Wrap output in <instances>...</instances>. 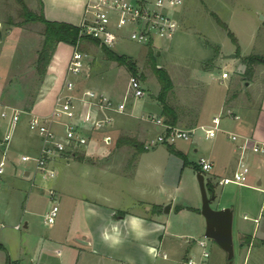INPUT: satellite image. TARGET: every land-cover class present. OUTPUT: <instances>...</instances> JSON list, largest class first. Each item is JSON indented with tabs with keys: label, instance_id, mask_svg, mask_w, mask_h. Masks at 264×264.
I'll return each mask as SVG.
<instances>
[{
	"label": "rangeland",
	"instance_id": "rangeland-1",
	"mask_svg": "<svg viewBox=\"0 0 264 264\" xmlns=\"http://www.w3.org/2000/svg\"><path fill=\"white\" fill-rule=\"evenodd\" d=\"M22 5L35 14H43L41 0H0V103L30 113L28 109H33L43 96L53 94V88L47 91L46 80L50 78L49 72L53 74L56 71V78L58 73L53 68V55L45 78L42 80L38 76L36 61L43 43L44 28L39 23L24 22ZM177 19L178 29L172 39L156 38L151 45L124 40L109 49L119 56L133 59L137 65V74L130 73L124 66L109 60L100 45L90 42L76 47L66 45L69 47L66 49L69 54L68 63L72 54L78 51L85 56L88 66L81 75L69 76L76 85L77 95H81L85 90H93L114 96L119 101L125 100L126 113L132 114V117L117 114L112 124L123 120L124 125L131 129L135 122L146 125L150 128L148 142L157 140L159 126L154 121L161 119V106L157 100L161 84L156 69L166 72L172 82L167 103L179 116V129L184 130L183 128L191 126L196 119H209L217 113L218 106L215 102L218 98L221 100L224 97L229 101L237 99L242 108L254 107L259 110L262 105L264 0H185ZM218 20L235 36L237 45L232 42ZM233 55L236 57L231 58ZM250 56L258 57L259 61L250 66L252 73L246 74L244 59ZM224 73L228 75L227 78H222ZM132 77L141 81L144 95L140 99L129 95V81ZM67 78L66 67L64 77L58 82L62 84L61 90ZM58 80L59 78L56 82ZM224 114L233 115L230 110H224ZM28 119L27 114H22L20 122L12 131L7 122L0 123V141L5 134H12L11 146L6 156L5 174L0 176V234L4 246V249H0V264H61L65 258L60 244L61 237L67 229L74 226L77 197L87 203H96L99 201L98 197L104 195L113 200L117 209H126L135 205L133 202L138 200L135 192L140 191L146 193L143 195L150 202L173 205L170 214L166 216L170 221V230L164 237L162 250L167 259L160 258L156 264H185L187 256L197 263L219 264L223 259L225 264H229L227 254L213 240L206 239L204 235L198 236L197 232L195 234L191 229L190 220L193 218H200L202 227L205 229L206 226L201 215L202 195L197 172L184 165L176 169L175 160L169 157L167 146L158 143L140 154L137 165L141 169V175L136 182L124 176L105 179L100 167L92 166L101 161L99 157L103 159V156L93 152V148L103 147L99 141L100 133L97 132L94 133L89 148L86 147L89 143L77 147L70 156V163L81 173L79 179L68 183L67 162L55 158L52 166L56 171V178L40 184L41 178H33L34 163L21 162L23 155L38 156L41 147L38 136L29 130ZM52 129L59 135L65 133L59 124H53ZM122 137L130 138L144 148L148 143H140L125 133L119 135L113 144L111 141L104 160L112 159L113 162L129 166L135 161L137 149L133 146L118 148L116 142ZM189 144L188 141H179L175 145L177 147ZM210 144L211 141H206L202 136L201 147H209ZM198 156L200 151L196 158L191 153L188 160L195 162ZM175 158L184 161L178 156ZM21 167L32 170L31 178L25 179L20 175ZM174 167L175 176L171 177L169 182L178 185L179 189L162 187V182L167 183L168 173ZM164 171L167 173L165 179ZM124 172L130 173L127 169ZM224 176L232 178L233 170L228 169ZM49 185L55 191L54 197L49 194ZM67 193L72 194L75 200L66 197L69 196ZM215 195L216 201H212L210 205L213 210L223 205L233 210L232 264H242L237 240L238 228L242 224L250 226V223L243 221L245 212L242 204L245 200L257 201L258 195L233 184L216 185ZM208 196L211 197L209 191ZM183 205L199 209V215L190 211L181 215L184 221L189 223L187 226L180 222L179 218L182 217L176 215V208ZM54 206L58 208V215L54 224L49 226L45 223V217ZM26 222L29 223L28 229L24 228ZM16 226H20V229L16 230ZM191 230L192 234H188ZM200 240L206 241L210 258L202 257V249L198 246ZM43 247L48 250L43 252ZM55 250L61 251V255H56ZM247 264H254L253 258Z\"/></svg>",
	"mask_w": 264,
	"mask_h": 264
},
{
	"label": "crops",
	"instance_id": "crops-1",
	"mask_svg": "<svg viewBox=\"0 0 264 264\" xmlns=\"http://www.w3.org/2000/svg\"><path fill=\"white\" fill-rule=\"evenodd\" d=\"M41 1H43V15L45 19L48 21L63 22L74 26H79L81 23L87 2V0ZM68 48L69 47L65 44L58 45L54 54L53 68L57 70V78H59V80L56 82V71L53 74L49 72L48 76L50 78L46 80V88H48L47 91L53 88V94L45 95L37 101L33 109L28 113V117H30L31 114L46 117L53 111L55 99L62 87V84H58V82L60 81V78L64 77L69 60V54H67L66 50ZM111 97L115 99L114 96ZM215 104L218 106L216 107L217 113L213 114L209 119H196L191 126L183 128L184 130H193L200 126H211L212 119L220 117L221 131L218 133L217 137L212 140H206L204 138L206 141H211L210 146L205 148L201 147L203 134L201 131L197 130L193 138L188 141L190 143L189 145H179L177 147L176 145L171 146L176 154L172 153L168 148L169 157L175 160L176 169L181 165H184V161L175 157L178 156L182 159H186L188 165L184 166L190 169L193 168L197 172V175L199 173L195 168H199V158H206L213 163L212 171L204 176L205 184L206 182L210 183L214 188V195H211V197L214 196L212 201H216V185H237L235 183H228L225 185L219 184L223 179H230L229 177L224 176L228 169L233 170L234 173L238 168L240 159L249 165L250 173L245 184L237 186L256 193L258 199L257 201H243L242 209L245 212L243 221L250 223V226L242 224L238 228L237 240L241 251L242 264H247L252 258L254 264H264V215L260 216L262 205L261 188L264 180L262 171L263 163L249 151L244 152L241 157V151L238 149L239 143H234L229 138L230 134H234L240 137H250L257 142L264 143V95L259 110L254 109V107L242 108L239 106L237 99L229 101L224 97L221 100L218 98ZM224 110H230L233 115L224 114ZM159 113L160 118L165 121V117L162 116V108H160ZM127 115L132 117V114L127 113L126 116ZM233 116H237L239 119L236 120ZM140 120L142 121L141 118ZM179 122L180 119L178 116L177 124ZM177 124L175 127H177ZM133 126V129H131L124 125L123 120H120L100 132L101 137L99 141H101L103 147L98 149H95V147L93 148V152L95 151L98 156H103V159L102 157H99V160L101 159V161L96 162L92 166L97 168L100 167L103 172L102 174L106 177L105 179H116L118 176H124L130 177L132 178V181L136 182L140 177L141 169L139 168V165H137L140 154L137 155L134 163L129 166L113 162L112 159L104 160V158H106L105 155L107 150L110 149V145L103 143L105 137H110L112 141L111 144H113V141H116L119 135L125 133V135L127 134L132 138H136L140 143H149L148 136H150V128L146 125L142 126L139 122H135ZM158 131L159 135L163 133V129L160 127L158 128ZM198 133L201 135L197 136ZM90 144L91 143L86 147L89 148ZM92 146L93 145H91V147ZM165 146L169 147L168 145ZM199 151L200 156H198L195 162L188 160L191 153L196 158ZM70 156L71 154H67L60 158L67 162L66 177L68 183L74 182V179H79L81 177L79 170L74 168L73 164L70 163ZM126 169L129 170V174L124 172ZM31 173L32 170L30 171L26 167L20 168V175L25 179L31 178ZM166 175L167 173L164 171V179ZM250 175H252V178H250ZM173 176H175V167L173 170L169 171L167 183L163 181L162 187L168 186L169 188L174 187L176 190L179 189L178 185H173L169 182ZM43 181L44 180H42L40 184H43ZM51 190L53 189L51 188ZM143 194L146 193L144 191L135 192V197L138 199L137 202H133L135 205L126 209H117V206L113 205V200L104 195H100L97 199L99 201H96V203H87L80 197H77L76 206L74 207V226L67 229L61 237L60 244L65 253V258L61 261V264H156L157 260L160 258L166 260V253H162L164 237L170 230V221L166 216L170 214L173 205L150 202L145 199ZM67 195L69 196L66 197L75 200L72 194L67 193ZM212 201L210 202V205ZM180 207H182V209L176 211L178 212L176 215L182 217L179 219L184 226L189 224L186 223L183 216H181L184 215L186 211H190L194 215H199V209L197 207H188L186 205ZM224 208H229V206L223 205L218 207L217 210ZM231 211L233 213L232 209ZM256 220H258V222H255ZM190 221H192L191 229L195 231V234L197 232L198 236L205 235L204 232L206 231V226L205 229L202 227L200 218H193ZM28 227L29 223L26 222L24 228L28 229ZM105 231H107L109 236L118 239L120 243L113 245L111 240L107 242L103 240L102 236ZM190 232L191 233L188 232V234H192V230ZM245 238L246 243L243 244ZM183 239L187 240L186 238ZM2 240L3 237L0 234V249H4ZM254 241L259 243L255 244ZM47 250V247L42 248L43 252H46ZM55 252L56 255H61V251L55 250ZM164 255H166V258H164ZM208 258H210V255ZM187 259L192 260L188 256L186 260ZM185 264H187V262ZM193 264L205 263H197L193 261ZM219 264H225L223 259Z\"/></svg>",
	"mask_w": 264,
	"mask_h": 264
},
{
	"label": "built area",
	"instance_id": "built-area-1",
	"mask_svg": "<svg viewBox=\"0 0 264 264\" xmlns=\"http://www.w3.org/2000/svg\"><path fill=\"white\" fill-rule=\"evenodd\" d=\"M184 2L185 0H87L79 24L80 36L97 41L100 46L108 49L114 48L124 40L143 45H151L156 38L169 40L177 32V15ZM87 68L85 56L78 51L74 52L67 66L68 78L55 99L51 114L46 117L31 114L28 119L29 130L35 133L41 142L38 156L21 157L22 163H34L33 178L39 177L44 181L55 179L57 174L52 166L55 158L72 154L77 147L86 146L92 140L94 133H100L112 125L115 115L127 114L125 100L119 101L93 90H85L81 95H77L76 85L69 76L77 77ZM227 77L226 73L222 75V78ZM129 95L134 99H140L144 95L141 81L135 77L129 81ZM22 114L28 115L0 103V123L7 122L11 131L20 122ZM233 118L239 119L237 116ZM154 123L163 129V133L157 137V140H152L145 146L147 150L158 143L175 145L179 141H190L197 130L202 132L206 140L216 138L221 131L220 117L213 118L211 126H200L193 130L179 129L161 119H156ZM53 124L61 125L65 133L59 135L54 132ZM229 138L232 142L239 143L241 157L244 152L249 151L263 163L264 176V143L234 134H230ZM11 141V133L5 134L0 141V176L5 174L6 156ZM103 141L109 145L111 138L105 137ZM198 165L204 176L213 169V163L206 158H200ZM249 173V165L240 159L232 178L223 179L219 184L244 185ZM262 183L260 216L264 214V180ZM49 194L51 197L55 196V192L51 189ZM57 215L58 208L54 206L46 215L45 223L53 225ZM15 228L19 230L20 226ZM198 246L202 249V257L208 258L210 254L206 250V241H198ZM187 264H193V261L187 259Z\"/></svg>",
	"mask_w": 264,
	"mask_h": 264
},
{
	"label": "trees",
	"instance_id": "trees-1",
	"mask_svg": "<svg viewBox=\"0 0 264 264\" xmlns=\"http://www.w3.org/2000/svg\"><path fill=\"white\" fill-rule=\"evenodd\" d=\"M22 16L24 18L25 23H39L43 26V43L41 50L38 53V58L36 61V70L38 73V76L40 79H44L45 75L47 73V68L51 62V59L53 55L56 52V49L58 45L65 44L72 47H76L78 44L81 45L84 42H90L93 44L100 45L97 41L91 40L89 38H85L80 36V27L74 26L71 24L63 23V22H54V21H48L45 19L44 15L42 13L35 14L31 12L26 6L22 5ZM218 23L224 28L228 36L231 38L232 42L237 45V40L235 36L228 30V27L222 23L220 20H218ZM103 47V46H102ZM104 53L106 57L113 61L118 63L121 66H124L130 73L137 74V65L135 61L131 58H127L125 56H119L115 54L114 52L110 51L108 48L103 47ZM151 54V53H150ZM259 61L258 57L250 56L244 59V63L246 64V74H251L252 71L250 69V66L254 63H257ZM156 75L159 79V82L161 84V90L157 97L158 102L160 103V106L162 108V116L165 117V122L171 126H176L178 121V115L175 109L171 108L167 103V95L172 89V82L168 76V74L161 69H156ZM32 110V107L28 109V112ZM116 146L118 148L122 146H133L137 149V154L134 157V160L136 159L137 155L146 152L145 148L139 145L136 141L122 137L117 140ZM169 150L176 154L174 149L171 147V145H168ZM178 154V153H177ZM184 160V165H188L187 160ZM198 173H201L200 168H195ZM209 193L211 195H214V188L211 186L210 183H207L206 185ZM182 207H177L176 211H180ZM246 243V238L243 241V244ZM229 263V261H228Z\"/></svg>",
	"mask_w": 264,
	"mask_h": 264
},
{
	"label": "water",
	"instance_id": "water-1",
	"mask_svg": "<svg viewBox=\"0 0 264 264\" xmlns=\"http://www.w3.org/2000/svg\"><path fill=\"white\" fill-rule=\"evenodd\" d=\"M230 57L235 58L236 55ZM261 61L264 63V58ZM197 179L202 195L201 215L206 222L204 237L213 240L227 254L229 264H232L234 257L233 213L229 208L213 210L210 202L214 199V196L210 198L208 196L204 175L199 173Z\"/></svg>",
	"mask_w": 264,
	"mask_h": 264
},
{
	"label": "clouds",
	"instance_id": "clouds-1",
	"mask_svg": "<svg viewBox=\"0 0 264 264\" xmlns=\"http://www.w3.org/2000/svg\"><path fill=\"white\" fill-rule=\"evenodd\" d=\"M102 239L105 240L106 242L111 240L113 245L120 243V241L118 239H114L113 237L109 236L107 231H105V233H103Z\"/></svg>",
	"mask_w": 264,
	"mask_h": 264
}]
</instances>
